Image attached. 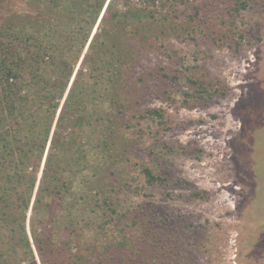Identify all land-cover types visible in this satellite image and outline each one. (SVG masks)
I'll use <instances>...</instances> for the list:
<instances>
[{
  "label": "trees",
  "instance_id": "trees-1",
  "mask_svg": "<svg viewBox=\"0 0 264 264\" xmlns=\"http://www.w3.org/2000/svg\"><path fill=\"white\" fill-rule=\"evenodd\" d=\"M193 1L0 0V264L164 263L125 233L145 187L165 181L140 163L144 122L162 128L166 119L134 110L146 76L136 68L166 38L225 43L214 0L181 9ZM249 2L264 5L226 0L225 14ZM199 85L189 96L210 98Z\"/></svg>",
  "mask_w": 264,
  "mask_h": 264
},
{
  "label": "rangeland",
  "instance_id": "rangeland-1",
  "mask_svg": "<svg viewBox=\"0 0 264 264\" xmlns=\"http://www.w3.org/2000/svg\"><path fill=\"white\" fill-rule=\"evenodd\" d=\"M225 2L211 6L213 16L224 15L215 35L225 43L166 38L144 50L136 68L146 76L134 110L161 109L166 119L162 128L144 122L149 149L140 162L165 181L145 187L139 220L125 228L149 261L252 264L264 254V5L249 2L228 15ZM199 83L210 98L189 96L201 91Z\"/></svg>",
  "mask_w": 264,
  "mask_h": 264
}]
</instances>
